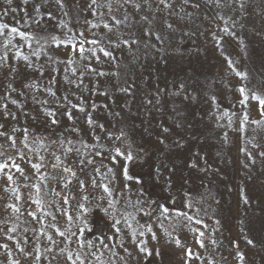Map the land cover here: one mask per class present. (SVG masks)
Instances as JSON below:
<instances>
[{"label":"rangeland","instance_id":"1","mask_svg":"<svg viewBox=\"0 0 264 264\" xmlns=\"http://www.w3.org/2000/svg\"><path fill=\"white\" fill-rule=\"evenodd\" d=\"M87 2L88 0H79L80 6L77 7L76 0H66L68 6L61 9L56 6L55 0H50L49 3H45L44 0H29L28 5H23L22 0H13L11 6L6 3V0H0V23L9 25L8 29L3 30L4 34L0 35V56L7 51V58L0 64V97L10 91L9 83L18 91L24 83L38 82L41 86H47L50 78L49 72L53 67H58L60 72L55 74L57 83L54 85L58 98L66 92L73 104L79 103L82 98L87 110L92 112L93 117L99 123L104 124L108 131L118 134L119 129H124L135 141L133 151L137 159L129 165L130 174L140 175L144 191L142 195L138 194L136 185L133 184L131 193H128L130 202L126 204L125 197L118 196L120 203L116 207L117 216L120 218H123L126 212L133 214L132 224L137 229V237H131L130 229L123 225L122 219L124 247L119 246L120 239L115 240L113 242L116 244L114 250L119 255L111 257V254L104 250L105 261L111 259V264H122L119 257H123L127 264H210L209 257H211L216 261V264H239L235 248V243L238 241L239 250L245 253L244 264H264V157L258 155V152L264 150V147L261 149L253 147L257 143L264 145V128L249 122L245 131H236L240 127L239 118L245 110V106L238 103L241 99L238 92L240 84L247 83L249 87L255 85L260 91H264V0H245L249 14L242 20L239 19L242 14L238 11L233 12L228 8L218 9L215 6L202 7L193 13L191 19L180 22H177L175 16L169 17L171 22H176L181 28V31L175 33L176 39L172 42V48L179 45V40L184 32L192 31L196 34L190 38L184 37L183 44L179 45V51H169L167 64H164L158 55L155 58L153 55H149L142 57L135 66L129 65L128 68H124L123 66L129 63L127 53L117 51L115 54L118 58L124 57L120 61L122 75L119 78V83L123 84L125 80L129 82L135 80L136 89L131 96L120 93L115 87H111V84L116 80L108 77L86 76L84 79L86 88L72 87L71 91H68L69 86L63 77L66 74L71 77L72 73L70 71L65 73L63 64L54 65L48 61L49 55L57 57L60 61L68 58L69 48L64 46L57 48L52 44L51 37L53 35L67 39L71 35L78 36L82 30L86 37L92 39L93 33L99 35L106 32L102 24L98 29H92L90 24H85L86 20L91 23H100L99 15L90 14L84 10ZM155 2L153 8H145V12H154ZM176 2L178 4L179 0ZM36 4L41 5V12L52 11L55 19H48L45 16L39 26L33 23V19H39L33 11ZM6 8L9 11L7 15H4ZM11 8L17 10L12 12ZM176 10L178 11V8ZM99 11L106 13L107 9L102 8ZM128 11L133 13L136 19L139 18V14L134 13L131 7L128 8ZM185 11L193 12V9L189 6ZM64 12H67L68 15L65 16ZM122 12L123 9L120 12H114V14L120 16ZM154 14L155 19L152 27L159 29L163 24V16L166 14ZM218 14L225 15L226 18L231 16L237 20L234 30L240 39L227 36L221 31L224 25L218 19ZM61 20L65 22V26L60 25ZM240 24H243L242 28ZM145 26L147 27V25ZM12 27L32 32L35 35L31 48L22 37L15 34H12V43H7ZM120 31L126 38L130 31H138V28L129 30L121 26ZM213 32L223 36L224 39L218 43L212 36ZM36 40H39L40 44H37ZM89 46L86 45V47ZM37 50L41 51V55L38 57L32 55ZM17 51L29 55L33 67H27L25 61L18 59ZM96 54L101 57V61L105 60L103 53L99 50ZM74 58L78 61L76 65L78 67L79 58ZM229 58L236 63L237 70L249 73L247 81H241L230 69L227 64ZM91 63L93 67L105 71L111 70L109 63L98 64L94 58ZM8 65L15 67L17 71L9 74ZM38 65L44 68L43 77L39 75ZM140 65H145V67L142 68ZM96 79L100 81V91H104L105 87H108V96L93 94L91 81ZM179 82L189 85V90L194 93V99L189 101L184 100L182 96L168 95L178 89ZM157 88L166 90V94L162 97V103L155 108L150 105L146 106V99L154 97ZM73 93L75 94L73 95ZM12 95L23 104V107L12 105L10 100L0 101V103L7 102L9 109L17 116L16 120L8 118L5 121L0 118V123H5L4 130L9 135L13 134V128L16 129L14 135L17 137V144L16 148H12L5 137H0V145L3 146L0 147V152L3 153L0 155V162L12 157L15 163L25 169V173L21 175L11 167L5 170L10 172L14 179H17L20 200H16L12 193L5 192L6 179L0 180V221L6 222L0 223V229L10 232L12 226L15 225L17 230L12 234L21 241L24 236L28 237L27 250L31 251L33 246L39 242L41 251H43L44 246L49 244L46 236L31 231L33 228L39 229L42 226L29 215V212L36 211L37 215L43 219L46 231L53 235L60 246H64L61 243L64 238L59 237L55 229L51 227L52 223H55L61 230L68 227L65 217L61 214L63 200L61 197L53 195L52 190L69 196L70 210L74 215L76 214V201L79 200L84 190L79 189L75 179L67 189H64V181L60 179L62 171L51 168L52 156L50 155L51 151L61 155L62 150L59 147L50 146L48 149L40 148L39 152L31 151L30 149L39 147L33 143V140L37 137H45L47 138L45 143H47V140H55L60 136V133H64L73 141L83 139L89 144L96 143L99 150L105 152V155H107L110 144L100 129H96V134L101 137V140L99 142L94 140L90 134L89 126L85 123V115L78 109L73 110L75 120H68L63 115L65 108L62 105L66 102L62 99L58 103L56 98L41 91L36 94L37 99L49 101L47 105H41L31 99V94L26 97L18 96L15 93ZM212 96L216 97L215 101L211 99ZM92 103L100 107L92 110L90 107ZM105 104L108 105L107 109L103 107ZM126 104L127 106H125ZM45 108L55 111L56 118L60 121L59 125H49L51 117L47 116ZM146 108L150 109V115L147 114ZM225 110L230 114L235 113L231 126L228 124V117L221 118ZM246 110L249 113V121L260 118L257 101L250 99ZM109 112H119L120 115H109ZM161 122L164 126L172 128L170 134L162 133ZM73 124L81 129L80 133L72 134L66 131ZM25 128L29 130L28 148H25L21 143ZM225 132L228 134L227 140L224 139ZM160 135L165 137L163 145L157 142V137ZM101 144L105 147L100 148ZM76 146L79 147L78 144ZM138 146L143 148V152L139 151ZM64 147L66 148L68 145L65 144ZM243 147H247L253 152L256 160L254 164L241 151ZM17 149H22L25 152L24 159L20 158ZM196 152L207 159V165L204 164L203 159L196 157L199 167L193 169L189 167V163L190 158ZM39 155L46 157L44 161L46 166L41 169L40 174H35V170L31 168L28 161L37 162ZM62 158L65 159L66 164L77 171L80 179H84L87 183L86 176L81 175L76 168L77 157L70 154L68 157L62 156ZM97 162H100V158H97ZM103 164L117 169L114 187L119 192L127 183L119 174V167L107 159L103 160ZM246 164L248 167H245ZM162 165L167 167H162ZM201 167H207L208 171H200ZM157 168H160L159 173H157ZM171 168H175L176 171L171 176L169 185L166 181L169 177L168 169ZM87 172L97 175L99 182L100 177L92 172L91 166L88 167ZM101 172H106V168H101ZM40 175L47 179L41 180ZM52 177H56V179H52ZM110 179L112 178L110 177ZM34 183L41 185L39 196L44 201L43 211L38 209L34 203L37 197L36 189L31 187ZM88 192L94 196L101 194L100 189L93 190L90 187ZM186 194L191 197V208L187 207ZM244 195H247L249 200L247 205L243 201ZM137 198L146 202L143 205H135ZM151 201L156 202L152 204L153 211L150 216H144L138 209L143 207L148 210V204ZM13 202L20 207L19 213H13L6 207L7 204ZM95 202V200L92 201V203ZM161 205L170 209L166 216L160 215ZM177 211L186 212L193 217V220L188 221L184 217H178ZM46 212L56 215V221H52L50 216L45 217L44 213ZM196 219L208 224L209 228L204 229L202 224H196ZM92 220L96 225L95 235L98 236L101 232L112 235L104 227L105 221L102 213L95 212ZM215 220L220 221L219 226L215 225ZM161 222L163 228L160 227ZM147 225L152 226L157 239H153L151 233H147ZM195 228L205 231V248L199 247L196 239L197 233L193 231ZM213 228L216 229L214 237L217 239V244L215 246L208 242V235L212 234ZM25 229L28 231L25 232ZM72 231H76L75 226L72 227ZM141 231L145 232L143 237L139 236ZM86 235L89 239H93L91 234ZM244 236L253 239L255 246L246 245ZM177 238L181 241L180 245L175 243ZM75 239L73 237V242L70 245L73 251L78 248ZM140 239L147 241L146 246L152 250V255L148 256L139 251L137 243ZM5 242L13 247L15 245V241H8L7 237L0 233V243ZM94 243H96L95 240ZM124 248L129 250L130 256L124 251ZM186 249H191L194 254L199 253L200 258L195 255L187 257ZM85 250L87 251V249ZM95 250V248L91 249V251ZM157 250H159V255H157ZM54 251L57 255L53 264H57V262L64 264V258L58 254V249ZM19 258L21 264H26L23 256ZM3 259V250L0 249V260ZM48 259H52V257L45 254L41 264H46Z\"/></svg>","mask_w":264,"mask_h":264},{"label":"snow or ice","instance_id":"2","mask_svg":"<svg viewBox=\"0 0 264 264\" xmlns=\"http://www.w3.org/2000/svg\"><path fill=\"white\" fill-rule=\"evenodd\" d=\"M45 3H49L50 0H44ZM155 0H88L85 5V9L90 14L99 15L100 16V23H91V21H85V24H90L92 29H98L103 25V29L106 32L102 34L93 33L92 39H89L84 35V31H80L77 35H71L67 39H61L55 35L51 37V43L54 44L57 48L64 46L69 48L67 53V59L64 61H60L57 57L48 56V61L51 64H63L64 72H71L72 76H68L67 74L64 75L63 79L67 82L69 86L68 91H71L72 87L76 89H81L82 87H87L84 84L85 77H108L114 78L116 80L115 83L111 84V87H115L116 90L120 93H124L127 96H131L135 89L136 84L135 80L133 79L131 82L125 80L123 84L119 83V78L122 75L121 71V60L124 59L123 56L117 57L116 52L120 51L121 53H127V57L129 59V63L125 64L123 67L128 68L129 65L135 66L139 63V60L142 57H147L149 55L159 56L160 60L163 61L164 64L168 63V53L169 51H179V45H182L184 42V37H192L196 33L192 31H186L183 33V36L179 40V45L177 47L172 48V42L176 39L175 33L181 31V28L178 27L176 22H171L169 17L175 16L177 22L184 21L185 19H191L193 13L196 10L201 9L205 6H215L218 9L228 8L233 12H239L242 15L239 19H244L248 16L247 5L245 0H179L177 4L176 0H158L155 2V9L154 12L149 11L145 12V8L152 9L153 3ZM6 3L11 6L13 0H6ZM23 5H28L29 0H22ZM56 6L61 9L66 8L68 5L66 0H55ZM115 5V8H114ZM236 5V7H233ZM76 6L79 7V0H76ZM191 7L193 12H186V8ZM131 7L134 10V13L139 14V18L133 15L128 11V8ZM107 9V12L99 11L100 9ZM178 8V11L176 10ZM123 9V12L120 16L114 14V12H120ZM12 12H15L16 8L10 9ZM9 9L4 10V15L8 14ZM33 11L39 19H33V23L37 26L40 25L41 21L44 20V17L47 16L48 19H55L52 11L41 12V5L36 4L33 7ZM154 13H161L166 14L163 16V24L159 29H154L152 27L153 20L155 19ZM25 14L27 15V10L25 9ZM64 15L67 16L68 13L64 12ZM152 17V18H150ZM218 19L223 22V27L221 31L225 33L227 36L236 37V31L234 30L237 24V20L233 19L231 16L227 18L225 15H219ZM61 26H65V22L63 20L60 21ZM147 25V27L145 26ZM124 26L129 30L133 28H138V31L131 32L125 38L123 33H121L120 28ZM240 27H243V24H240ZM9 25L6 23H0V35H3V30L8 29ZM71 31V29H69ZM12 34L19 35L22 37L28 44V47H32V41L35 39V35L29 31H21L17 27H12L11 32L8 35L7 43H12ZM212 36L217 42H221L224 37L219 36L217 33L213 32ZM106 41V44H105ZM47 42V41H46ZM242 42V40H241ZM37 44H40L39 40H36ZM86 45H90L86 47ZM222 47V45H221ZM97 50L103 53V57L105 58L104 61H101V57L97 55ZM46 51V50H45ZM32 55L40 56L41 51L37 50ZM16 57L18 59H22L26 62L27 67H33V62L30 60L29 55H25L22 51H17ZM74 57L79 58V66L77 59ZM7 58V51H5L4 55L0 56V64H2L5 59ZM99 63H109L111 65V70L105 71L103 69L93 67L92 66V59ZM86 61V62H85ZM227 64L229 65L230 69L235 72V75L241 79V81H247L249 79V73L245 71H239L236 68V63L231 60L230 58L227 60ZM39 67V75L41 77L44 76V68L43 66L38 65ZM140 67H145V65H140ZM17 69L11 65H8V73L16 72ZM60 72L58 67H53L49 72V80L47 86H41L38 82L32 83H24L22 88L18 91L16 87H13L11 83L8 84V91L5 96L0 97V101L10 100L12 105H18L19 107H23V104L13 98V93L18 96H28L31 94V99L41 105H47L49 101L45 100H38L37 95L41 91L47 93L49 96L56 98L57 102L62 99L66 102V104L62 105L65 108L63 115L67 117L68 120L74 121L75 117L73 116V110L78 109L80 113L85 115V123L89 126L90 134L94 138L96 142L101 140V137L96 134V129H100L104 132V138L109 142L110 147L107 149V155L105 152L100 151L97 147L96 143L89 144L87 141L83 139H78L73 141L68 136H65L64 133H60V136L55 140H45V137H37L33 140V143L38 145L37 148L30 149L34 152H39L40 148L48 149L50 146L59 147L62 150V154L58 155L55 151H51L50 155L52 156L51 168L52 169H61L62 175L60 179L64 181L63 188L67 189L69 184L72 182L73 179L76 180L79 189H83L84 191L81 193L79 200L76 201V214L74 215L70 210V199L69 196L63 195L62 192L53 191V195L61 197L63 200V206L61 208V214L65 217V221L67 224V228L61 230L55 223L51 224V227L55 229V232L58 233L59 237L64 238L61 243L64 246H60L57 240L54 239L53 235L46 231V227L43 225V219L37 215L36 211L29 212V215L40 223L42 226L39 229H31L33 233H39V235L46 236L47 241L49 242L48 245L44 246L43 251H41V246L39 242L33 246L31 251L27 250L26 245L28 244V237L24 236L23 241L18 239L12 233L16 232V226L13 225L10 232H5L4 229H0V233H3L7 237L8 241H15V245L10 246L9 243H0V249L3 250L4 259L0 260V264H21L20 256H23L26 260V264H41L42 257L47 254L52 257V259L46 260V264H53V261L56 260V249H58V254L64 258V264H111V259L105 261L104 259V250H107L111 257H117L119 254L114 250L116 244L113 243L115 240L120 239V247L123 246L122 241V219L123 225L127 226L130 229L131 237H137V229L133 227L132 220L134 216L130 212L124 213V217L120 218L117 216V205L120 203L118 196L125 197V203L128 204L130 202V197L128 193L132 191V185H136V191L138 194H143V182L140 178L139 174H130L129 165L134 163L137 159V156L134 154L133 146L135 141L132 140L129 136V133L124 129H119L118 134L116 132L108 131L105 128V125L99 123L96 120L92 112L88 111L84 105V102L81 98L79 103L73 104L72 101L69 99V95L67 92L63 94L61 97H57V91L54 85L57 83L56 75ZM93 94H100L104 96L109 95L108 87H105L104 91H100V81L99 79L91 81ZM194 87V85H193ZM238 92L240 93L241 99L238 101L240 105L245 106V110L242 113L240 119V127L236 129V131L243 132L246 129L247 124L250 122L251 124L260 126L264 128V91H260L257 86L249 87L247 83H241L238 87ZM35 93V94H33ZM75 93H73L74 95ZM166 94L165 89L157 88L156 95L152 98L146 99V106L150 105L153 108L157 107L162 103V97ZM171 96H182L184 100H192L194 99L193 91L189 90V85L184 82H179V87L175 92L168 93ZM211 99L213 101L216 100L215 96H212ZM255 100L258 102L259 106V119L249 121V113L246 110V106L249 100ZM127 106V104L125 105ZM92 110H96L100 106L92 103L90 105ZM105 109L108 108V105H103ZM0 118L4 119L5 121L8 118L12 120H16L17 116L9 109V104L7 102L0 103ZM47 116L51 117L50 121L48 122L51 126H56L60 124V121L56 118L55 111H50L47 108L44 109ZM147 114H151L150 109L146 108ZM109 115L119 116L120 113H112L109 112ZM235 113H229L227 110L223 112V117H228V124L231 126L233 123L232 117ZM5 123H0V137H5L9 142L12 148H16L17 144V137L14 135L16 129L13 128L12 135L4 130ZM161 129L163 134H170L172 132V128L168 126H164L161 122ZM67 132L72 134H78L81 132L79 127H76L73 124L69 129H66ZM147 131V129H145ZM224 139H228V134L224 133ZM157 142L161 145L165 143V137L160 135L157 137ZM25 148L29 147V130L27 128L24 129L23 139L21 141ZM65 144L68 147H64ZM79 145L77 147L76 145ZM179 146V145H178ZM0 147H3L0 145ZM105 147V145L101 144L100 148ZM139 147V146H138ZM255 149H261L264 145L259 143L253 145ZM139 151L143 152V148L139 147ZM241 151L251 159V163H255V156L253 152L250 151L247 147L241 148ZM18 155L21 159L25 158V152L22 149H17ZM75 155L77 157L76 160V168L78 169L81 175H85L87 178V183L84 179H80L77 175V171L73 169V167L69 166L65 163V159L63 157H68L69 155ZM0 155H3L0 152ZM260 157H264V150H260L258 152ZM196 157L204 160V164L207 165V159L204 156H201L199 152L194 153V155L190 158L189 167L190 168H198V161ZM97 158H100V162H97ZM46 157L44 155H39L38 161L32 163L31 160L28 163L31 165V168L35 170V174H40L42 168L46 165L44 163ZM109 160L113 165H117L119 167V174L123 177L124 181L127 183L124 184L123 188L117 192L116 188L114 187V179L117 175V169L114 167H107L103 164V160ZM11 161V164H9ZM123 161V162H122ZM92 167V172L98 174L100 179L98 182L97 175H93L87 172L88 167ZM14 168L16 172L24 175L25 169L20 166V164L15 163L12 157H8L7 160L0 162V180L6 179V186L4 188L5 192H10L15 197L16 200L21 199L19 186L17 185V179L13 178V175L5 171L9 168ZM162 167H167L166 165H162ZM245 167H248L246 164ZM101 168H106V172H101ZM200 171H208L207 167H201ZM169 177L166 181L169 185L171 184V176L175 174L176 169L171 168L168 169ZM160 172V168H157V173ZM110 177L112 179H110ZM41 180L47 179V177L40 175L39 177ZM27 179V177H25ZM52 179H56V177H52ZM27 186V185H26ZM32 188L36 189L37 197L34 200L35 205L38 209L43 211L44 208V201L40 198L39 193L41 191V185L39 183H34L31 185ZM93 190L100 189V195H92L88 192V188ZM91 197V199H90ZM31 198V197H30ZM75 199V197H72ZM186 199L188 201L187 207L191 208L192 201L190 195L186 194ZM95 200V203L92 201ZM243 201L247 205L249 203L247 195L243 196ZM146 201L141 198H137L135 201V205H143ZM155 201H151L148 204V210L145 208L140 207L138 209L139 212L143 213L144 216H150L152 209V204H155ZM174 203V201H173ZM133 205V206H135ZM7 208L11 209L13 213H19L20 207L17 203H9L6 205ZM162 208L161 216H166L170 209L166 206L161 205ZM95 212H100L103 214V219L105 221L104 227L107 228L112 235H107V233L101 232L100 235H95L94 229L96 227L95 223L92 220V216ZM176 215L178 217H184L186 220L191 221L193 220L192 216H189L186 212L177 211ZM45 217H51L52 221H56L57 217L52 212L44 213ZM0 223H6L4 221H0ZM195 223L198 225H203L204 229H208L209 225L204 223L200 219H196ZM215 225L219 226L220 221L215 220ZM75 226L76 231H72V227ZM160 227L163 228V223H160ZM25 232L28 229L24 230ZM147 233H151L153 239H157L155 232L152 229L151 225L146 226ZM166 231V230H165ZM194 232L197 233L196 239L197 243L200 248H205V231H201L199 228L193 229ZM216 229H212V234L208 235V242L212 245L217 244V239L214 237ZM86 234H91L93 239H89ZM170 235V233H167ZM145 235L144 231L139 232V236L143 237ZM73 237H75V243L78 245L77 250L73 251L70 245L73 242ZM246 245L254 247L255 242L253 239H249L247 236L243 237ZM94 240L96 243H94ZM107 241V242H105ZM135 242V241H134ZM175 243L180 245L181 241L177 238L175 239ZM97 244L99 245L97 247ZM147 241L144 239H140L137 243V247L141 253H146L148 256L152 255V250H150L147 246ZM95 248V251H91V249ZM236 248V256L239 258V264H244L245 262V253L239 250V242L235 243ZM87 249V251L85 250ZM124 251L128 253L130 256L131 253L127 248H124ZM15 253V255H14ZM157 255H159V250H157ZM185 255L187 257H192L195 255L197 258L199 257V253H193L191 249H186ZM122 264H127L123 257H119ZM210 264H216L214 259L209 257ZM58 264V262H57Z\"/></svg>","mask_w":264,"mask_h":264}]
</instances>
